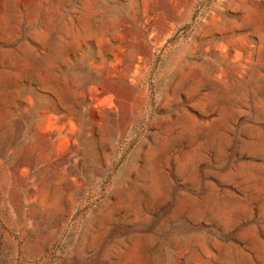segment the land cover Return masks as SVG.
Returning a JSON list of instances; mask_svg holds the SVG:
<instances>
[{
	"label": "rangeland",
	"instance_id": "obj_1",
	"mask_svg": "<svg viewBox=\"0 0 264 264\" xmlns=\"http://www.w3.org/2000/svg\"><path fill=\"white\" fill-rule=\"evenodd\" d=\"M0 264H264V0H0Z\"/></svg>",
	"mask_w": 264,
	"mask_h": 264
}]
</instances>
